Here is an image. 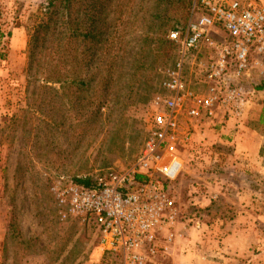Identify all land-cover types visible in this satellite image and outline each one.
Listing matches in <instances>:
<instances>
[{"label": "rangeland", "instance_id": "rangeland-1", "mask_svg": "<svg viewBox=\"0 0 264 264\" xmlns=\"http://www.w3.org/2000/svg\"><path fill=\"white\" fill-rule=\"evenodd\" d=\"M46 1L0 0V264H116L117 258L102 249L96 228L59 218L50 188L78 178L94 183L108 170L136 160L151 122L150 98L177 55L168 34L190 19L193 0L74 2L75 21L85 18L94 30L84 43H73L78 50L86 48L87 61L77 74H86V85H62L35 66L25 70L29 27ZM54 11L59 18L66 12L61 5ZM138 61L133 70L130 63ZM263 81L253 84L249 111L262 108L264 116V89L255 87ZM248 113L229 123L230 133H221L219 140L234 138L232 127ZM208 148L199 161H186L169 182L182 214L173 240H189L192 248L196 240H230V226L221 222L245 215L244 240L253 242L251 253L258 252L264 247V168L244 166L242 148L236 154L221 142ZM251 178L262 195L240 188ZM211 194L222 196L223 216L204 217L198 227L194 207L213 200ZM263 260L262 255L253 264Z\"/></svg>", "mask_w": 264, "mask_h": 264}, {"label": "built area", "instance_id": "built-area-1", "mask_svg": "<svg viewBox=\"0 0 264 264\" xmlns=\"http://www.w3.org/2000/svg\"><path fill=\"white\" fill-rule=\"evenodd\" d=\"M168 38L177 55L150 98L151 122L136 160L90 186L71 180L50 188L59 218L96 228L116 264H150L161 242L173 241L182 214L169 182L215 144L201 138L206 131L219 139L248 113L253 84L264 80V0H193L190 19Z\"/></svg>", "mask_w": 264, "mask_h": 264}, {"label": "crops", "instance_id": "crops-1", "mask_svg": "<svg viewBox=\"0 0 264 264\" xmlns=\"http://www.w3.org/2000/svg\"><path fill=\"white\" fill-rule=\"evenodd\" d=\"M253 109L249 111L251 113H248L246 119L243 120L237 128H233L231 126L235 136L234 138H232L231 136L219 140L217 138V135L214 134L213 131H206L205 134H203L201 137L203 138V136L205 135V139L211 138L212 143L221 142L222 145H227L233 148V152L235 154L237 151H239V149L242 148L245 155L242 163L248 169H255L258 165L259 167L264 168V163L262 162L264 159V116L262 114L263 109ZM228 128L229 126L225 128L226 130L224 129L225 132L223 131V133H230ZM248 182L256 183V181L252 178L250 179V181L248 180ZM240 188H245V190L247 189L248 192L262 195L260 190L253 189L252 186H248L245 183L243 184V187ZM241 190L243 191L244 189ZM225 195L228 198L227 193L223 192L222 196L225 197ZM222 196H218V198ZM208 200L209 199L204 200V202L200 204V207L208 205L211 201ZM229 207L231 208L232 206ZM237 215H241V212L237 213ZM243 220H245V215L241 217L235 215L234 217H229L226 219V221L221 222L222 224L230 226V236L228 234L229 232L226 233L230 240H196L195 247H193L194 249L192 248V244H190L189 240H173L169 243H165L164 241H162V249L150 264H165V262L166 264H235V262L237 261V256H241V251H244V253H242L243 258H240L236 262V264H253V262L257 263V261L261 259V256H264V247L258 246V252L251 253V246L253 242L251 240L250 242H248V240L247 242L246 240H244L246 239V223H249V220H245L246 223L243 222L241 224ZM201 224L203 225V220ZM247 232H249V229H247ZM256 241L260 240H254V243H257ZM185 243L186 245H184ZM182 244L185 246V248L180 250L179 247L182 246ZM177 250L179 251V254H176ZM237 250H239L240 252H238ZM246 252H248V256H246ZM161 259H170L171 261H161Z\"/></svg>", "mask_w": 264, "mask_h": 264}, {"label": "trees", "instance_id": "trees-1", "mask_svg": "<svg viewBox=\"0 0 264 264\" xmlns=\"http://www.w3.org/2000/svg\"><path fill=\"white\" fill-rule=\"evenodd\" d=\"M77 1L47 0L46 4L38 7V14L35 16L33 25L29 27V41L27 42L29 61L27 69H25L27 72H30L35 66L43 69L48 74V78H54L57 82L61 81L62 85L67 83L87 84L85 73L79 74V77H77L80 70L78 68H82L81 66L87 61L86 48L78 50L73 43L75 39L80 43H84L92 37L94 30H91L90 25L86 26L85 18H82L80 22L75 21L76 18L72 12V7L73 3ZM57 5H61L66 11L62 18L55 16L54 8ZM157 41L161 44L163 43L161 39ZM170 42L173 43L172 41ZM140 62L130 63L131 68L133 70L138 69ZM70 63H73L74 67L69 66ZM47 82V80L42 81L44 84H47ZM255 85L258 90L264 89V81ZM75 182L84 186L93 184L88 179L82 178L76 179ZM244 183L247 184L248 181H241V184ZM252 185L253 188L256 187L253 183ZM262 193L264 194V192ZM221 202L220 197L211 200L204 207L195 206V216L201 223L203 218L207 216H212V218L213 216H223L219 212Z\"/></svg>", "mask_w": 264, "mask_h": 264}]
</instances>
